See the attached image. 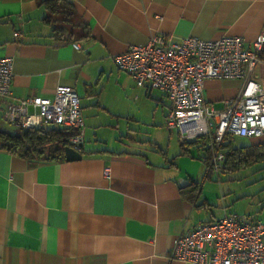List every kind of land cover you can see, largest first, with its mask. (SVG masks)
<instances>
[{
  "label": "crops",
  "instance_id": "1",
  "mask_svg": "<svg viewBox=\"0 0 264 264\" xmlns=\"http://www.w3.org/2000/svg\"><path fill=\"white\" fill-rule=\"evenodd\" d=\"M69 1L92 39L55 40L38 0H0V59L12 60V95L53 99L59 85L72 86L85 121L81 160L32 163L0 146V264H194L169 257L182 233L239 201L248 205L236 213L264 221V188L235 195L221 174L231 172L214 169L211 151L207 159L165 127L164 94L139 88L113 60L154 35L235 36L250 46L264 33V0ZM258 79L264 85V53ZM241 88L206 79L205 98L222 109ZM129 121L154 133L125 134L135 132ZM236 137L225 143L264 144V136L244 137L236 146ZM192 183L198 192L190 200Z\"/></svg>",
  "mask_w": 264,
  "mask_h": 264
},
{
  "label": "built area",
  "instance_id": "2",
  "mask_svg": "<svg viewBox=\"0 0 264 264\" xmlns=\"http://www.w3.org/2000/svg\"><path fill=\"white\" fill-rule=\"evenodd\" d=\"M263 53L264 33L250 46L235 36L216 40L189 36L174 41L154 35L145 45L130 46L113 60L139 88L164 94L169 104L165 127L176 131L183 145L207 140L218 171L225 161L222 145L229 135L264 136V85L258 79ZM12 76V60L0 59L2 120L21 129L58 127L72 134L70 146L80 150L85 121L76 89L59 85L53 99H16ZM206 79L240 81L241 92L218 109L205 98ZM169 257L194 264H264V221L253 214L225 212L221 219L202 222L179 235Z\"/></svg>",
  "mask_w": 264,
  "mask_h": 264
},
{
  "label": "trees",
  "instance_id": "3",
  "mask_svg": "<svg viewBox=\"0 0 264 264\" xmlns=\"http://www.w3.org/2000/svg\"><path fill=\"white\" fill-rule=\"evenodd\" d=\"M38 2L46 10L42 21L52 28V37L55 40L92 39L90 27L78 16L73 2L69 0H38ZM71 135L53 126L20 128L17 133L0 130V146L3 150L19 155L32 163L60 162L66 160V148L72 145L69 141ZM184 146H197L205 151L206 158H209L208 142L203 138L189 141ZM222 148L226 149V152L221 169L227 172L235 173L264 162V144L236 148L228 141V143L224 142ZM188 186L192 188L189 192L190 200H193L198 192V184L192 183Z\"/></svg>",
  "mask_w": 264,
  "mask_h": 264
},
{
  "label": "rangeland",
  "instance_id": "4",
  "mask_svg": "<svg viewBox=\"0 0 264 264\" xmlns=\"http://www.w3.org/2000/svg\"><path fill=\"white\" fill-rule=\"evenodd\" d=\"M159 94V93H158ZM130 122V121H129ZM130 128L135 129L133 132L132 130L127 131V128L124 129L125 134L130 133L131 136L138 137L140 139H148L150 137V134L154 132H150L155 130V127L146 125H136L133 121L130 122ZM0 127L4 128L2 130L8 131L10 133H17L20 128L15 127L13 125L7 124V122H2V125ZM123 127V124H122ZM176 132L173 133V139L176 140L175 134ZM174 140V141H175ZM244 137H236V146L240 145V142H244ZM176 143V142H175ZM222 174V177H224L226 183V187H231L233 190H235V195H241L244 193H253L256 191H260L261 188H264V162L258 163L248 169L241 170L237 173H227V174ZM263 177V180H259L260 178ZM259 180V181H257ZM251 200V199H249ZM222 205V203H220ZM218 203V206H220ZM248 205V202H237L234 206V210H240L242 207H246ZM233 211V213H236L233 209H230ZM237 214H239L237 212ZM243 215V214H239Z\"/></svg>",
  "mask_w": 264,
  "mask_h": 264
},
{
  "label": "water",
  "instance_id": "5",
  "mask_svg": "<svg viewBox=\"0 0 264 264\" xmlns=\"http://www.w3.org/2000/svg\"><path fill=\"white\" fill-rule=\"evenodd\" d=\"M82 147V146H81ZM67 161H77L81 160L82 153L80 150H77L71 146H68L65 151Z\"/></svg>",
  "mask_w": 264,
  "mask_h": 264
}]
</instances>
